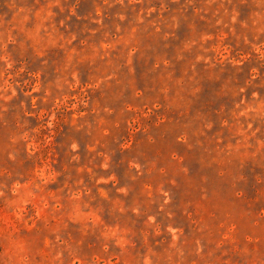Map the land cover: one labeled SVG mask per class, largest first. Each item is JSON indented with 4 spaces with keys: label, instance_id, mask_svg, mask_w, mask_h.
Here are the masks:
<instances>
[{
    "label": "rangeland",
    "instance_id": "1",
    "mask_svg": "<svg viewBox=\"0 0 264 264\" xmlns=\"http://www.w3.org/2000/svg\"><path fill=\"white\" fill-rule=\"evenodd\" d=\"M0 264H264V0H0Z\"/></svg>",
    "mask_w": 264,
    "mask_h": 264
}]
</instances>
